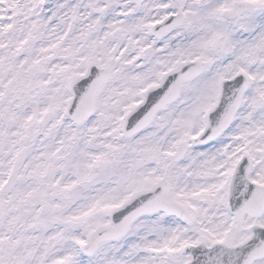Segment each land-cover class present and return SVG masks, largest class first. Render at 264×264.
I'll return each instance as SVG.
<instances>
[{
    "label": "snow or ice",
    "instance_id": "1",
    "mask_svg": "<svg viewBox=\"0 0 264 264\" xmlns=\"http://www.w3.org/2000/svg\"><path fill=\"white\" fill-rule=\"evenodd\" d=\"M0 264H264V0H0Z\"/></svg>",
    "mask_w": 264,
    "mask_h": 264
}]
</instances>
